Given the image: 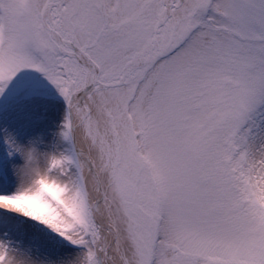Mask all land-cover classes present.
I'll return each instance as SVG.
<instances>
[{
  "label": "snow or ice",
  "instance_id": "snow-or-ice-1",
  "mask_svg": "<svg viewBox=\"0 0 264 264\" xmlns=\"http://www.w3.org/2000/svg\"><path fill=\"white\" fill-rule=\"evenodd\" d=\"M0 264H264V0H0Z\"/></svg>",
  "mask_w": 264,
  "mask_h": 264
}]
</instances>
